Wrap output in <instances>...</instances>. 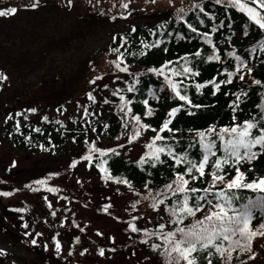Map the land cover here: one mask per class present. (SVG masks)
<instances>
[{"label": "trees", "instance_id": "trees-1", "mask_svg": "<svg viewBox=\"0 0 264 264\" xmlns=\"http://www.w3.org/2000/svg\"><path fill=\"white\" fill-rule=\"evenodd\" d=\"M12 1L15 8L32 10L29 8L39 0ZM88 3L90 5L91 1ZM157 3H165L168 8L144 17L131 8L137 4L146 7ZM240 3L245 5L244 11L229 0L219 3L217 0L114 2L113 8L105 13L112 20L131 16L145 21L115 34L109 43L104 71L93 72L96 74L93 78L104 80L100 89L89 91L86 102H82L81 108L67 119L45 115L38 120L40 111H18L10 114V124L2 132V137L21 151L66 160L60 171L63 175L73 173L85 164L104 186L125 191L124 209L129 231L131 226L138 231L131 230V235L126 234L121 250L142 252L147 257L145 264H165V258L160 255L163 247L155 251L152 247L161 241L149 233L159 232L160 224L166 225L164 231L175 230L177 225L171 223L175 217H170L169 209L176 206L183 195L189 196L191 204L195 196L212 198V194L224 187L219 182L213 185L211 173L216 170L210 165L205 166L203 178L195 171L196 180L186 174L190 167L186 161L196 162L202 157L197 133L205 132L212 138L209 129L219 130L247 120L257 122L258 126L264 123L261 119L264 117V29L247 14V7L251 6L264 15V7L259 3L250 5L249 0H240ZM115 8L117 12H114ZM98 16L99 13H90L87 18ZM122 68L126 71H121ZM185 68L191 71L185 72ZM229 79L231 83H227ZM217 84L218 88L215 87ZM177 93L187 96L192 105L199 107L181 101ZM174 108L181 110L169 118L168 113ZM133 117H139L140 122ZM168 119L172 121L168 129L160 131ZM157 135L163 139L155 140ZM149 144L151 148L147 147ZM126 146L139 147L143 154L130 159L124 150ZM159 147L165 151L159 153V160H155V150ZM169 150L172 156L168 155ZM253 151H259V148ZM222 155L217 152V156ZM176 157H184V160L176 164ZM215 158L210 157V160ZM239 167L246 182L264 178V154ZM60 172L52 175L59 176ZM178 173L189 179V187L200 191L173 195ZM221 174L228 180L235 176V171L225 166V172ZM31 184L19 189L26 190ZM169 184L173 189L167 188ZM33 187L37 188L38 184ZM205 188L209 189L208 193L203 191ZM49 191L58 197L62 193L53 187H49ZM233 191L237 199L232 208L237 211L248 207L249 201H264V192L258 189ZM160 200L164 203L160 204ZM251 212L253 228L264 223V207H252ZM203 215V212L198 213L197 218ZM14 217L22 218L17 214ZM192 220L186 219L179 227ZM224 243L227 247L228 242ZM242 244L248 245L249 241L244 240ZM197 255L201 257L199 264H208V260L212 264H264V236L251 238L250 250L236 247L230 261L214 250L211 256L208 253Z\"/></svg>", "mask_w": 264, "mask_h": 264}, {"label": "rangeland", "instance_id": "rangeland-1", "mask_svg": "<svg viewBox=\"0 0 264 264\" xmlns=\"http://www.w3.org/2000/svg\"><path fill=\"white\" fill-rule=\"evenodd\" d=\"M59 1L39 0L32 10L16 7L14 15L0 17V74L7 77L0 81V264H145L142 252L121 250L126 234L133 233L125 191L104 186L85 164L63 175L66 160L26 153L2 137L10 114L18 111H40L38 120L74 115L88 92L103 85L93 77L104 71L115 34L145 21L106 16L119 0ZM131 8L144 17L168 6ZM90 13L99 16L89 19ZM124 150L130 159L143 154L139 147Z\"/></svg>", "mask_w": 264, "mask_h": 264}, {"label": "snow or ice", "instance_id": "snow-or-ice-1", "mask_svg": "<svg viewBox=\"0 0 264 264\" xmlns=\"http://www.w3.org/2000/svg\"><path fill=\"white\" fill-rule=\"evenodd\" d=\"M220 0H217L219 3ZM72 0H69V4ZM229 3L233 5H239L240 10L244 11L245 5L240 3V0H229ZM264 7V0H249V4H257ZM32 7H36L34 3ZM127 7V5H124ZM17 12V8L9 7L6 10H0V17H6L9 15H14ZM247 14L249 19L257 24L261 29H264V15L257 12L253 7H247ZM195 31V29H193ZM145 47H149L145 45ZM113 51H119V49H114ZM199 55V53H197ZM119 67V65H117ZM121 71H126V69H120ZM185 72H190L188 68L184 69ZM7 77L0 74V81L6 80ZM243 79V77H241ZM257 84L260 81H255ZM231 83V79L227 81ZM197 87H203V85H198ZM219 87V85H215ZM175 90V85H173ZM131 91V89H129ZM179 95V99L184 101L191 107H199V105H192L191 101L185 95ZM89 99H92L91 94H89ZM124 98L121 97V100ZM147 105V101H144ZM180 108H174L168 113V117L172 118L176 115ZM32 111H35L34 109ZM130 111V109H129ZM151 114V113H149ZM11 118V117H10ZM137 123L140 122L139 117H133ZM235 119V118H234ZM264 120V117L261 118ZM171 119H168L163 124L160 131L168 129ZM146 127V125H145ZM253 130H256L254 133ZM208 133H211L212 138H209L208 134L205 132H198L199 144L202 152V157L198 161L194 162L192 160H187L186 162L190 165L187 168L186 174L191 176L192 180H196L198 177L193 175V171L199 173V177L203 178L205 176V166L210 165L216 171L211 173L213 185L217 182L222 184L224 187L217 193L212 194V198L208 196H195L194 202L190 204V198L188 195H183V199L178 201L177 205L169 209L170 217H175L171 220V223L176 224L177 227L174 231H164L166 225H159V232L149 233L150 236H156L157 239L161 241V244L152 245L153 250H158L163 247V251L160 255L165 258V264H199L201 259L198 253H208L209 256L212 255V250L215 251L221 258L226 261H230L231 253L236 247H240L242 250H250V240L253 237L264 236V223H261L258 227L253 228L251 226V221L253 215L251 212L252 207H264V201L252 202L249 201V206L243 210L237 211L232 208V203L237 199L235 192L236 189H253L264 192V178H259L258 180H252L251 182H246L244 173L241 171L239 165L245 161H252L256 159L259 155L264 154V123L258 126L257 122L253 120H247L240 124H234L231 127H222L219 130L209 129ZM139 135V132L136 133ZM163 137L157 135L155 140H162ZM219 141V147L217 142ZM147 147L151 148L152 145L149 144ZM259 148V151H253V149ZM156 155H154L155 160H159V153H163L165 148H156ZM217 152H222V156H217ZM103 154V153H102ZM168 155L172 156L173 153L169 150ZM210 157H216L214 160H210ZM88 159V157H85ZM184 160V157H176L175 163L180 164ZM143 162V160H142ZM74 166V165H73ZM225 166L232 167L235 171V176L231 179L226 180L225 175L221 174L225 172ZM38 183H43L39 181ZM176 185L173 190V195L184 194L186 192H191L192 194L197 193L200 189L195 187H189V179L185 178V174H177L174 181ZM168 189H173V185H167ZM227 189V191H225ZM205 193L209 192L208 188L203 189ZM7 195V193H4ZM205 202L207 208H205ZM215 201V202H214ZM160 204L164 201L160 200ZM155 207V205H153ZM204 213L201 218H197L198 213ZM188 218H193L192 223L185 224L184 227H179L180 224H184L185 220ZM27 227V225H25ZM133 231H138L134 226ZM233 237H238L233 239ZM248 240L249 244L244 245L242 241ZM228 242V246L225 247L224 242ZM146 243L147 241H142ZM33 244L36 243L35 240L32 241ZM56 251H60V244H56ZM103 255V250L100 252ZM208 264H212L211 260H208Z\"/></svg>", "mask_w": 264, "mask_h": 264}, {"label": "flooded vegetation", "instance_id": "flooded-vegetation-1", "mask_svg": "<svg viewBox=\"0 0 264 264\" xmlns=\"http://www.w3.org/2000/svg\"><path fill=\"white\" fill-rule=\"evenodd\" d=\"M8 2V0H4V2H3V0H0V7H2L3 6V8H4V6H5V4ZM7 9V8H6ZM6 9H4V10H6ZM3 10V9H2ZM7 17V16H6ZM1 18H3V17H1Z\"/></svg>", "mask_w": 264, "mask_h": 264}]
</instances>
